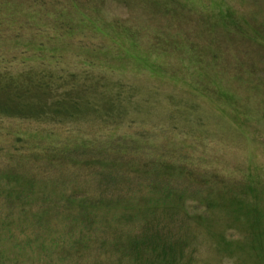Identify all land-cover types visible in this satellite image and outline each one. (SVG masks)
Returning a JSON list of instances; mask_svg holds the SVG:
<instances>
[{
	"label": "trees",
	"instance_id": "16d2710c",
	"mask_svg": "<svg viewBox=\"0 0 264 264\" xmlns=\"http://www.w3.org/2000/svg\"><path fill=\"white\" fill-rule=\"evenodd\" d=\"M52 5L60 9L55 15ZM78 6L0 0V264H192L195 239L210 229L209 220L201 224L210 219V174L201 176L202 159L189 152L185 128L137 126L118 96L112 111L102 108L97 91L108 83L92 74L119 73L114 62L128 60L119 41H135L138 32L63 13ZM230 15L223 25H235ZM169 53L176 54L162 49ZM198 60L183 73L193 68L196 77L186 82L192 98L203 99L210 77ZM239 63L227 84L258 87L261 67ZM165 98L171 104L175 96ZM81 118L86 127L73 125ZM23 125L31 137L18 135ZM180 182L202 198L195 210L176 203L184 195Z\"/></svg>",
	"mask_w": 264,
	"mask_h": 264
},
{
	"label": "rangeland",
	"instance_id": "374dc122",
	"mask_svg": "<svg viewBox=\"0 0 264 264\" xmlns=\"http://www.w3.org/2000/svg\"><path fill=\"white\" fill-rule=\"evenodd\" d=\"M77 4V10L63 13L77 19L100 16L105 27L116 20L138 32L135 41H119L128 55L127 61L114 62L119 73L92 74L95 80L108 83L105 90L97 91L102 108L112 111L118 96L125 99L128 117L137 126L185 128L190 137L187 144L193 143L189 152L202 159L201 176L210 174V219L201 221L209 220L210 229L195 239L192 264H264V0H77ZM48 10L55 15L60 9L52 5ZM229 13L233 26L222 23ZM251 15L255 16L250 21ZM154 43L156 50H137ZM166 48L176 54L162 55ZM200 56L204 59L202 74L210 77L202 88L211 87L203 99L192 98L194 93L186 82L189 75L192 81L196 77L193 68L183 73V66L192 67ZM236 61L242 62V68L247 63L261 67L258 87L242 85L239 89L234 83L227 84ZM169 95L175 96L171 104L165 98ZM171 107L180 111L170 115ZM85 115L93 122L100 120L89 111ZM81 120L73 125L86 127ZM30 127L19 126L18 135L31 137ZM140 163L142 170L145 162ZM183 186V199L175 197L176 203L195 210L202 198L191 193L195 188Z\"/></svg>",
	"mask_w": 264,
	"mask_h": 264
}]
</instances>
